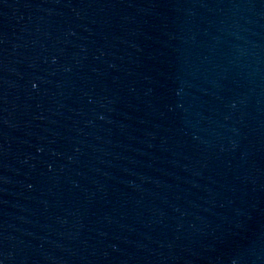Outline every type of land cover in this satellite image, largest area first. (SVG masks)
I'll use <instances>...</instances> for the list:
<instances>
[{
  "label": "water",
  "instance_id": "1",
  "mask_svg": "<svg viewBox=\"0 0 264 264\" xmlns=\"http://www.w3.org/2000/svg\"><path fill=\"white\" fill-rule=\"evenodd\" d=\"M0 264H264V0H0Z\"/></svg>",
  "mask_w": 264,
  "mask_h": 264
}]
</instances>
